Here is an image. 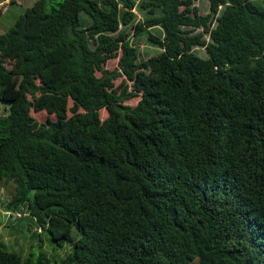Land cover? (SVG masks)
<instances>
[{"label":"trees","instance_id":"trees-1","mask_svg":"<svg viewBox=\"0 0 264 264\" xmlns=\"http://www.w3.org/2000/svg\"><path fill=\"white\" fill-rule=\"evenodd\" d=\"M194 1L35 0L0 33L6 208L56 264H264V0Z\"/></svg>","mask_w":264,"mask_h":264},{"label":"rangeland","instance_id":"rangeland-1","mask_svg":"<svg viewBox=\"0 0 264 264\" xmlns=\"http://www.w3.org/2000/svg\"><path fill=\"white\" fill-rule=\"evenodd\" d=\"M5 2V0H4ZM19 2V0H17ZM22 2V1H21ZM4 4V3H3ZM27 3L23 5L17 4H9L4 8L2 14L0 15V31L7 30L15 20V18L23 13V8L27 7ZM194 5L198 8V11L201 15H205L209 11V3L208 0H196L194 1ZM3 5L0 4V10H2ZM137 19H142L143 15L140 11H135ZM80 17L84 18L86 15L81 14ZM86 20V19H85ZM201 30L198 28L196 31ZM154 35H161V30L159 28H152L149 30ZM1 33V32H0ZM132 43L137 47L140 53V60H146L150 56L158 53V47L152 45L147 40V35L142 33L138 36H131ZM195 52L201 56L205 57V49L203 47H194ZM118 64V58L110 59L106 64L105 68L113 69ZM120 83V79L115 81V84L118 85ZM139 99V96L133 97L126 101L127 104L135 105ZM4 105L8 107V102H0V114L4 113ZM71 105V103H69ZM33 115L38 118L44 120L46 117L45 112L35 113ZM100 117L103 119L106 117V111H100ZM14 184L12 182H0V241L6 246L8 250H15L23 257H27L33 254L34 257L38 255H43L46 260H48V264H56L62 258L66 256L68 252L71 251V242L68 240H58L53 241L50 239V234L48 232L40 233L41 228L37 227L34 223L32 224L26 218H17L14 219L11 216V212L6 208V201L10 199V196L13 192ZM31 223V225L29 224ZM13 225V226H12ZM33 227V228H31ZM32 229V230H31ZM77 238L76 236H74ZM74 238V239H75Z\"/></svg>","mask_w":264,"mask_h":264},{"label":"crops","instance_id":"crops-1","mask_svg":"<svg viewBox=\"0 0 264 264\" xmlns=\"http://www.w3.org/2000/svg\"><path fill=\"white\" fill-rule=\"evenodd\" d=\"M22 1V2H21ZM35 0H20V2L19 3H15V4H19V5H23V4H25V3H27L26 5H27V7L28 6H30L33 2H34ZM2 2H4V0H0V3H2ZM2 5V4H1ZM4 8H6V6L5 7H2V9L4 10ZM1 15V14H0ZM0 32H4V31H0Z\"/></svg>","mask_w":264,"mask_h":264},{"label":"built area","instance_id":"built-area-1","mask_svg":"<svg viewBox=\"0 0 264 264\" xmlns=\"http://www.w3.org/2000/svg\"><path fill=\"white\" fill-rule=\"evenodd\" d=\"M0 4H2V3H0ZM14 214V218H20L21 216H22V213H20V212H14L13 213Z\"/></svg>","mask_w":264,"mask_h":264},{"label":"clouds","instance_id":"clouds-1","mask_svg":"<svg viewBox=\"0 0 264 264\" xmlns=\"http://www.w3.org/2000/svg\"><path fill=\"white\" fill-rule=\"evenodd\" d=\"M4 2H2V5H3Z\"/></svg>","mask_w":264,"mask_h":264}]
</instances>
